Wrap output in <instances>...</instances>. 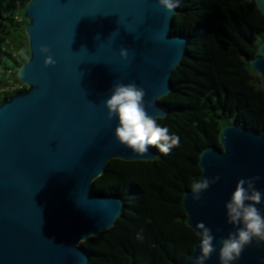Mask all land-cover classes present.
I'll list each match as a JSON object with an SVG mask.
<instances>
[{
    "label": "water",
    "instance_id": "1",
    "mask_svg": "<svg viewBox=\"0 0 264 264\" xmlns=\"http://www.w3.org/2000/svg\"><path fill=\"white\" fill-rule=\"evenodd\" d=\"M264 14V0H255ZM173 13L155 0H30L24 6L30 58L18 79L26 88L0 103V264H86L82 242L115 225L121 199L95 193L94 181L113 159L153 161L149 146L139 155L115 138L117 118L107 117L104 101L116 83H136L145 90L146 109L165 118L161 99L172 92V76L186 55L187 40L173 33ZM55 59L44 66L39 47ZM128 49V58L119 55ZM264 88V41L251 61ZM220 145L199 154L200 178L220 180L202 192L183 193L186 224L195 232L193 251L200 254L198 229L203 222L214 235L206 264H219L221 240L233 225L225 203L237 181L259 177L264 193V134L228 124ZM264 214V202L256 205ZM234 264H264V242L246 246Z\"/></svg>",
    "mask_w": 264,
    "mask_h": 264
},
{
    "label": "trees",
    "instance_id": "2",
    "mask_svg": "<svg viewBox=\"0 0 264 264\" xmlns=\"http://www.w3.org/2000/svg\"><path fill=\"white\" fill-rule=\"evenodd\" d=\"M0 0V103L26 86L18 72L30 58L24 6ZM173 33L187 40L172 76L168 108L156 118L178 145L153 161L111 160L94 181L95 193L122 201L114 226L82 242L86 264H175L193 251L197 235L186 224L183 193L199 179L200 152L220 145L238 124L264 134V88L251 61L264 41V14L255 0H177ZM23 52V54H21Z\"/></svg>",
    "mask_w": 264,
    "mask_h": 264
},
{
    "label": "clouds",
    "instance_id": "3",
    "mask_svg": "<svg viewBox=\"0 0 264 264\" xmlns=\"http://www.w3.org/2000/svg\"><path fill=\"white\" fill-rule=\"evenodd\" d=\"M156 6L166 13H173L177 8V0H155ZM39 53L44 56V66H54L56 61L50 54L46 45L39 47ZM23 54V52L21 53ZM128 49L121 48L120 57L128 58ZM146 92L136 83H116L111 89V95L104 101L107 117L111 120L117 118L118 124L114 135L116 140L131 149L132 152L143 155L148 153L149 146H155L159 152L167 154L173 146L179 144L180 139L170 134L166 126L158 124L157 119L149 115L146 109ZM257 176L241 178L237 181L230 199L225 203L227 222L234 226L235 231L221 240L219 248V264H234L239 260L246 246L257 242H264V214L256 206L264 202V193L256 189ZM220 180L215 177L200 178L191 185L192 199L198 201L201 193ZM200 237V254L195 257L192 264H206L214 252V235L212 230L203 222L196 224Z\"/></svg>",
    "mask_w": 264,
    "mask_h": 264
}]
</instances>
